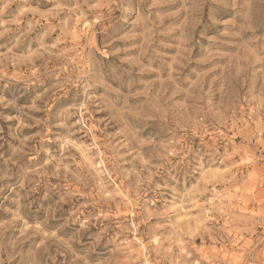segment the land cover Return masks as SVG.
<instances>
[{
  "label": "rangeland",
  "instance_id": "obj_1",
  "mask_svg": "<svg viewBox=\"0 0 264 264\" xmlns=\"http://www.w3.org/2000/svg\"><path fill=\"white\" fill-rule=\"evenodd\" d=\"M0 264H264V0H0Z\"/></svg>",
  "mask_w": 264,
  "mask_h": 264
}]
</instances>
